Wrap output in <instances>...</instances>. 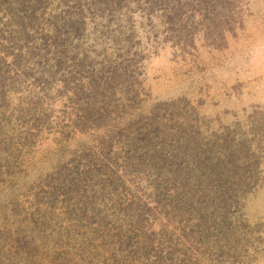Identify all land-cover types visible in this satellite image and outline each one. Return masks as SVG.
Returning a JSON list of instances; mask_svg holds the SVG:
<instances>
[{"label":"rangeland","instance_id":"374dc122","mask_svg":"<svg viewBox=\"0 0 264 264\" xmlns=\"http://www.w3.org/2000/svg\"><path fill=\"white\" fill-rule=\"evenodd\" d=\"M0 264H264V0H0Z\"/></svg>","mask_w":264,"mask_h":264}]
</instances>
